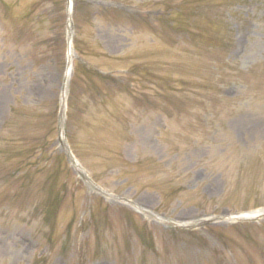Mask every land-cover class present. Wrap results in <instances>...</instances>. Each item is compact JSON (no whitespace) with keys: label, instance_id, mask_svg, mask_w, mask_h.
Returning a JSON list of instances; mask_svg holds the SVG:
<instances>
[{"label":"rangeland","instance_id":"1","mask_svg":"<svg viewBox=\"0 0 264 264\" xmlns=\"http://www.w3.org/2000/svg\"><path fill=\"white\" fill-rule=\"evenodd\" d=\"M70 2L0 0V264H264V0Z\"/></svg>","mask_w":264,"mask_h":264},{"label":"bare ground","instance_id":"2","mask_svg":"<svg viewBox=\"0 0 264 264\" xmlns=\"http://www.w3.org/2000/svg\"><path fill=\"white\" fill-rule=\"evenodd\" d=\"M68 13H69V16H71V13H72V4L71 2H69L68 4ZM71 41V40H70ZM71 51H72V44L71 42H69V47H68V60H67V68L70 67V63H71V58H70V54H71ZM70 73V70L67 69V75Z\"/></svg>","mask_w":264,"mask_h":264}]
</instances>
